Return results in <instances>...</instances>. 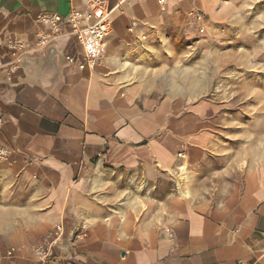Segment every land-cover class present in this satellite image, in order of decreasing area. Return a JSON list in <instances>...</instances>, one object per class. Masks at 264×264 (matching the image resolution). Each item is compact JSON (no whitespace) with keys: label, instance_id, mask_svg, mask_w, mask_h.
<instances>
[{"label":"crops","instance_id":"0c3cea01","mask_svg":"<svg viewBox=\"0 0 264 264\" xmlns=\"http://www.w3.org/2000/svg\"><path fill=\"white\" fill-rule=\"evenodd\" d=\"M216 1L107 0L111 33L81 69L84 0H0V264H264V163L222 150L218 104L169 76ZM41 14L64 19L44 47Z\"/></svg>","mask_w":264,"mask_h":264},{"label":"rangeland","instance_id":"374dc122","mask_svg":"<svg viewBox=\"0 0 264 264\" xmlns=\"http://www.w3.org/2000/svg\"><path fill=\"white\" fill-rule=\"evenodd\" d=\"M200 21L198 33L183 38L191 47L175 48L172 88L216 102L222 150L246 165L262 164L264 0H217Z\"/></svg>","mask_w":264,"mask_h":264},{"label":"built area","instance_id":"2783aa9c","mask_svg":"<svg viewBox=\"0 0 264 264\" xmlns=\"http://www.w3.org/2000/svg\"><path fill=\"white\" fill-rule=\"evenodd\" d=\"M86 10L78 11L73 9L68 16V21L73 27L72 33L77 37L82 45L88 49V53L85 58V63L81 66L84 69L86 65H93V57L90 53L93 48L102 49L105 46V39L111 33L113 10L109 8L107 0H84ZM169 0H157L158 4L165 6ZM177 2H183L185 0H175ZM41 24L48 26L50 32H41L37 36V44L41 47L49 45L56 40L60 35L61 25L64 22L63 17L58 14H41L37 19ZM86 26L84 27V25ZM135 23L129 29L133 32ZM9 47L11 48L13 55L16 57V62H20V59L27 53L24 43L19 40L10 41ZM9 150L3 146H0V162L5 161L9 157ZM63 235L62 226L58 225L55 232L52 234L54 241L47 247L43 246L34 247L35 255L41 261H47L50 256V249L53 246L61 244V238ZM80 238V236H77ZM14 250L8 252V256H13Z\"/></svg>","mask_w":264,"mask_h":264},{"label":"bare ground","instance_id":"6f19581e","mask_svg":"<svg viewBox=\"0 0 264 264\" xmlns=\"http://www.w3.org/2000/svg\"><path fill=\"white\" fill-rule=\"evenodd\" d=\"M182 3V2H181Z\"/></svg>","mask_w":264,"mask_h":264}]
</instances>
